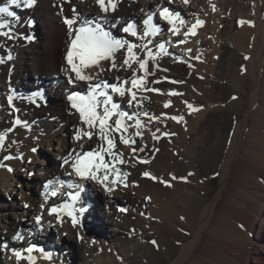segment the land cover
Returning a JSON list of instances; mask_svg holds the SVG:
<instances>
[{"label":"bare ground","instance_id":"6f19581e","mask_svg":"<svg viewBox=\"0 0 264 264\" xmlns=\"http://www.w3.org/2000/svg\"><path fill=\"white\" fill-rule=\"evenodd\" d=\"M61 3L62 0H37L33 8L20 9L19 21L10 19L14 38L0 36V57L5 61L0 63V131L14 129L8 134L6 147L0 150V163L13 169L9 172L0 167V189L14 185L18 169L33 162L37 153L31 151L33 147L38 150L41 143L50 146L56 139L59 142L56 160L50 161V166L44 164L46 174L37 184L43 189L48 180H63L79 184L83 190L88 187L76 207L90 209L88 224L97 237L95 241L78 242V226L73 228L69 218L63 217V226L59 225L61 240L80 246L74 264H264V0H189L188 4L183 0H172L170 4L168 0H121L117 12L109 14L106 26L113 34L138 44L140 40L127 37L119 27H112L111 21L121 18L129 21L140 15L145 18L162 7L181 12L186 21L181 35L173 36L167 30L168 25L158 19L157 23L165 30L149 37L153 47L164 42L167 52L157 61L161 70L149 65L154 75L148 76L147 87L160 92H139L142 104L138 108L129 107L127 97L121 101L123 110L139 114L143 122L144 126L138 129L142 135L136 138L135 147L145 150L133 153L117 138L116 147L127 161L119 165L122 173H128L127 187L117 183L111 193L96 182L67 176L72 169L57 165L72 149L79 151L80 144L83 149L100 144L96 136L79 143L74 137L65 139L71 122L75 132L85 127L78 113L70 108L67 96L86 89L83 84L76 88L69 84L64 71L70 37L63 17L72 16L73 6L87 20L101 13L96 0H71L63 3L62 11ZM197 19L205 21L198 26L197 34L184 36L183 32ZM242 20L245 23L241 24ZM26 36L32 39H25ZM181 40L185 42L180 43ZM9 54L13 57L10 61ZM121 59L118 55V65ZM104 67L107 69V62ZM117 77L130 80L133 72L119 69L102 73L103 79L114 82ZM246 78L248 105L237 119L241 104L224 102L238 94L236 87L242 92L243 86L238 81ZM158 80L161 82L156 83ZM37 85L51 91L48 97L47 92L40 91L47 99L54 94L56 98L46 99L35 107L26 98L38 92ZM170 92L178 94L169 95ZM9 95L13 96L12 105L7 101ZM168 101L171 104L165 107ZM185 101L199 111L190 110ZM14 107H19L18 113L13 112ZM145 112L147 116L143 115ZM173 116H183L184 120L177 122L171 119ZM17 117L25 119L29 126L15 125ZM229 133H232L230 140L222 143ZM5 155L16 158L4 161ZM21 155L23 160L19 159ZM239 160L246 166L239 167ZM144 172L158 179L145 177ZM212 172L220 175L215 192L203 181V176ZM161 181H168L171 186ZM93 187L103 192L105 219L94 206L95 199L90 193ZM68 189L65 184L59 195L47 200L31 198L33 215L43 213L42 223L55 217L49 216V210L64 203ZM7 195L12 197L8 192ZM87 200L92 201V208L85 203ZM7 205L0 203V211ZM86 210L81 217H85ZM25 221L22 218L6 227L0 244L7 241L9 250L37 246L31 253L34 264H67L62 254L54 259L44 257L38 250L43 246L38 243L35 231L27 234L26 239L12 240L16 234L13 228ZM31 226L35 229V225ZM1 264L30 262L18 260L12 251Z\"/></svg>","mask_w":264,"mask_h":264},{"label":"snow or ice","instance_id":"6c2138e0","mask_svg":"<svg viewBox=\"0 0 264 264\" xmlns=\"http://www.w3.org/2000/svg\"><path fill=\"white\" fill-rule=\"evenodd\" d=\"M63 3H71V0H62L60 5L61 11L63 10ZM121 0H96L101 15L93 18L92 20L84 19L83 16L77 12L75 6L72 7L71 17H63V22L67 26L69 34V43L66 50L65 60L67 68L64 70L67 74L68 83L73 85L74 88L83 84L85 91H72L67 100L70 108L78 113L80 122L85 127L78 128L74 134V139L79 143L84 139L92 140L93 136L100 141L97 147L88 151L83 150V145L80 144L78 151L72 149L66 157L62 158V166H69L72 171L66 175L79 178L82 181H93L103 187L105 191L111 193L114 191L117 183L126 184L128 173H122L119 165L125 164L127 161L124 159L123 152L116 147V140L119 139L120 143L124 146H129L133 153L143 152L144 147L136 148V138L142 134L138 129L143 127V122L139 114L130 113L121 108V101L127 97V105L129 107L138 108L142 104V100L138 98V93L143 91L160 92L159 89L147 87V78L154 75V72L149 70L151 63L152 67L156 70H161L157 61L162 58L161 54H167L165 51V43L161 42L156 46L152 45V40L149 37H156L164 30L162 24L157 23V19L163 21L168 25L167 30L173 36L181 35V28L186 26V21L179 12L172 11L169 7H162L158 13L154 12L147 16L139 26L134 21H123L121 19H113L111 21L112 27H119V30L126 34L127 37L137 38L141 43L129 40L127 38H119L113 34L109 27L108 16L117 12ZM172 3V0H168ZM183 3L188 4L189 0H183ZM36 0H8V5L0 7V17H11L15 21H19L17 12L12 9L15 8L31 9L35 6ZM215 7V6H213ZM32 24V21H27ZM205 21L197 19L195 23L183 32L184 36L196 35L198 26H202ZM241 24L245 21H240ZM248 23H251L250 21ZM0 29H8L7 31H0V36L8 39H13L14 34L11 28V22L8 19L0 20ZM25 39L31 40V36H26ZM185 41L181 40L180 43ZM139 49V51H137ZM122 57L120 64L116 62L117 56ZM13 57L9 54L7 60H12ZM4 58L0 57V63H4ZM107 62V69L104 64ZM119 69H131L133 77L129 79L120 80L117 77L116 82L109 83L102 78V73L105 71H113ZM167 71V69H162ZM163 79H167L166 77ZM161 81H156L159 83ZM176 82V81H173ZM178 93L170 92L169 95H177ZM39 97L44 100L42 93L37 92L26 99L35 102V98ZM235 99V97H233ZM9 105L13 104V96L7 97ZM187 107L192 111H199L194 108L192 104L185 101ZM171 101L165 103V107H169ZM18 111V110H17ZM143 115L147 116L145 112ZM153 119H158L153 117ZM171 119L181 122L184 120L183 116H173ZM17 126L28 127L25 121H21L17 117L14 121ZM132 129V131H130ZM14 131L9 127L5 131H0V150L6 147L8 134ZM164 135H168L165 133ZM159 139V137H156ZM32 152H36L37 148L33 147ZM158 151V149H157ZM11 155L3 156V160L15 159ZM19 159L23 160L21 155ZM31 161H29L30 163ZM142 163H147V160H142ZM0 167H6L9 172L13 171L11 166L0 163ZM34 175V173H29ZM145 177H150L157 180L156 176H152L149 172H144ZM175 179V177H173ZM181 179H186L182 177ZM162 183L171 186L168 181H161ZM67 184L68 188L79 189L75 192H69L67 195L70 200L58 206H53L49 210V216L55 214L57 223L63 226V217L66 215L73 228L81 224L80 216L84 213L85 209L80 207L77 209L76 204L80 201L81 193L84 191L80 188L79 184H74L71 181H54L48 180L43 185L45 200L49 197H56L60 194L61 189ZM148 199H151L150 197ZM28 207V205H25ZM44 205H41L43 208ZM127 211V209H122ZM43 213L35 217L37 225L42 226ZM49 225L52 222L49 221ZM243 228V225L240 226ZM66 235V233H65ZM82 239V237H81ZM12 240H23V235L17 232L12 237ZM152 243L155 245L156 241ZM3 249L8 248V242L5 241L0 245ZM37 249V246L31 245L24 252L12 249L17 259H26L30 264H34L35 257L31 253ZM43 253L44 257L51 259L52 253L44 252L43 248L38 249ZM25 252L27 255H25Z\"/></svg>","mask_w":264,"mask_h":264},{"label":"rangeland","instance_id":"374dc122","mask_svg":"<svg viewBox=\"0 0 264 264\" xmlns=\"http://www.w3.org/2000/svg\"><path fill=\"white\" fill-rule=\"evenodd\" d=\"M247 81H249L248 78H246L244 81H238V84H241L243 86L242 92L236 87L238 94L231 96L229 99H227L224 102V104H229L232 101H235V103L239 102V104H241V106L239 107L241 112L237 115V119H240L242 117L248 105L247 95H246L248 94V82ZM38 86L39 85L35 87L37 88ZM53 87L56 88L55 86ZM50 94H51V91L47 92L46 94L47 97L50 96ZM54 96L51 97V99L50 98L48 99L54 100L56 98ZM233 97H235V99ZM74 126L75 125L73 122H71L70 126H68L69 131L65 134L66 140L67 139L70 140L74 137V134H75ZM231 136H232V133H229L228 137H226L222 143L225 144L226 142H228ZM58 147H59V142L56 139L52 140V143L50 146L49 144L47 145V143L46 144L41 143L38 150L36 151L37 153L35 154V158L33 162L28 163L26 166H23V167L21 166L18 169L19 176L17 177L15 184L12 186L6 185L0 189V203L8 204L7 207H5V209L0 211V241H2V238H3L2 236L6 230V227L12 226L18 223L19 219L21 220L22 218H24L27 222L26 221L22 222V224L19 227L13 228L14 234L17 232H20L24 236L23 239H26L27 234H30L31 232L35 231L37 233V239H39L38 243H40L41 245L44 244L46 241H48L50 238L52 242L50 243L53 245H51V247L47 246L48 248H45V247H40V248H43L44 252L52 253L51 259H54L55 255L62 254L64 255L63 257H65V261L67 262V264H74L78 260V258L76 260V257H78L79 255L80 246L78 244L71 246V244L69 245L66 243V240L65 241L61 240L60 231H59L60 227H59V224L55 221V217H52V219L48 220L52 222L53 226H50L48 221L47 222L45 221V223H42V226H41V225H37L36 222L33 221L35 220L34 216L36 215H33L31 211L32 209H31L30 199L31 198L38 199V197L42 199L43 197H45L43 189H41V187L37 184V182L41 183L42 182L41 180L43 178H40V177L46 174V170H45L46 165L44 164L48 163V165L50 166L51 165L50 161L52 162L53 160V162H55L56 160L55 153L57 152ZM86 147L88 146H85V148ZM28 165L30 167H28ZM57 165L59 166V168L62 167V162H59L58 160ZM238 165L239 167L246 166V164L242 162L241 160H239ZM29 173H34V175H29ZM203 181L207 185H209L210 189L213 192H215L216 188L218 189L219 187L218 184H220V175L218 173L212 172L211 174H209V176H203ZM29 182L30 184L26 185V183H29ZM24 183L25 185L23 187ZM87 188L88 187L84 188L86 192H88ZM7 192L10 193L12 197H9L7 195ZM90 193L92 194V197L95 199L94 206L98 208L97 212L99 213V216L105 219L106 218L105 217L106 207H105L104 195L102 194L103 193L102 190L99 189L96 191L95 188L93 187V190H91ZM25 205H28V207H25ZM92 205H93L92 201H90L88 206L92 208L93 207ZM41 210L43 211V209ZM85 214L86 215L84 218L80 216L81 224L78 226V229L80 230L78 231L79 234H77L78 242L81 241L82 239H87L90 241H95V239H97L96 234L91 232L92 229L90 228V225L88 224L89 220L91 219L90 209L89 211L86 210ZM29 219H32V220H29ZM28 221L30 222L29 225H27ZM32 224L35 225V229L31 230ZM0 249H1L0 250V264H1L2 259H4L6 255L8 256L12 253V248L10 249L11 251L9 250V248L4 250L3 248L0 247ZM56 261L57 259L55 258V262Z\"/></svg>","mask_w":264,"mask_h":264}]
</instances>
